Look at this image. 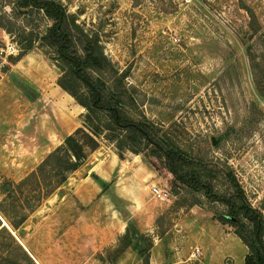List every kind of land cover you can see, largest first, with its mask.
Here are the masks:
<instances>
[{
  "label": "rangeland",
  "instance_id": "1",
  "mask_svg": "<svg viewBox=\"0 0 264 264\" xmlns=\"http://www.w3.org/2000/svg\"><path fill=\"white\" fill-rule=\"evenodd\" d=\"M36 1L63 8L71 44L62 57L49 39L54 21L40 7L0 0V208L12 221L25 218L26 229L46 212V199L18 185L64 141L48 134L59 144L42 149L39 116L49 118L54 105L65 124L82 110V126L86 111L69 93L88 101L89 89L68 59L88 57L82 73L141 131H105L96 151L121 157L126 168L147 166L169 198L139 190L141 211L153 218L147 231L128 220L127 236L101 255L65 249L63 264H241L237 234L251 246V262L263 260L264 0ZM59 85L69 93L50 95ZM1 226L0 264H30ZM217 239L228 250L216 253ZM54 256L40 264H58Z\"/></svg>",
  "mask_w": 264,
  "mask_h": 264
},
{
  "label": "crops",
  "instance_id": "2",
  "mask_svg": "<svg viewBox=\"0 0 264 264\" xmlns=\"http://www.w3.org/2000/svg\"><path fill=\"white\" fill-rule=\"evenodd\" d=\"M63 91L59 87L53 88L50 95L56 92L62 94ZM63 102L62 105L67 104V101ZM54 103L53 100L52 104ZM72 103L75 102L72 100ZM53 106L50 117L42 114L35 125L37 135L45 142L41 146L42 149L56 146L60 139L63 140L71 135L78 126L82 111L72 116L70 120L73 125L68 130L71 122L65 120L67 127L63 122H60L58 114L53 112ZM48 134L59 138V142L52 145ZM123 161L113 153L105 154L100 151L91 153L85 163L68 177L66 183L46 199V212L41 214L39 220L28 229H26L28 227V221H26V227L19 229L20 234H24V230H27L23 239L22 236L18 237L8 226L7 228L1 227L9 229L14 234L13 237L17 243L35 264L45 263L44 256L50 252L51 254L55 252V263L63 264L65 262L63 257L66 256L65 249L70 248L85 249L89 253H93V256L97 253L101 255L103 248L113 246L117 239L126 233L128 220L135 223L138 232L147 231L153 223L152 214L146 218L145 212L141 211L143 203L140 200L144 201V199L143 196L142 199L139 198L137 192L145 190L148 193L149 190L150 193L151 187L157 186L156 174L145 165L126 168ZM94 177L98 180H95ZM102 184L105 186L102 187ZM121 206L124 207L129 217L122 215ZM135 209H140V211L136 212ZM221 239H223V234ZM36 240L39 241V253L33 247V241ZM228 241L229 239H226L225 243ZM231 241L232 247L244 249L241 262L244 264L247 254L246 246L237 237H233ZM218 243L217 239L216 253L219 248L228 250V247L223 248L224 245ZM224 253L226 256H231V252L225 251ZM220 258L223 260V255ZM170 260L167 259L164 264H175ZM211 260L214 262L210 258L207 264H211Z\"/></svg>",
  "mask_w": 264,
  "mask_h": 264
},
{
  "label": "trees",
  "instance_id": "3",
  "mask_svg": "<svg viewBox=\"0 0 264 264\" xmlns=\"http://www.w3.org/2000/svg\"><path fill=\"white\" fill-rule=\"evenodd\" d=\"M32 4L34 7H40L43 12L54 21V26L49 31V39L56 45V49L65 57L64 49L71 44L70 35L65 29L66 13L60 6L53 5L50 2L37 3L36 0H24ZM62 41H65L63 43ZM29 49V48H28ZM27 49V50H28ZM66 58V57H65ZM74 67V72L77 78L81 79L83 83L89 89L90 98L88 101L79 99L74 94L67 92L62 86L65 92L69 93L77 102L79 106L85 109L86 113L83 115L82 126L76 129L71 135L64 138L63 143L53 150L46 158L36 167V169L26 176L18 185V188L26 187L30 194H39L41 199H47L53 194L60 186L66 183L68 177L79 169L86 161L90 153L96 151L100 145V139L106 138L105 131L122 130L124 128L131 129L133 131H140L139 125L131 120L123 121L119 109L116 105H112L106 101L105 97L108 93L100 91L96 88L89 79L82 73V66H90L89 59L87 61H79L76 59H68ZM90 68V67H88ZM122 93L125 95L126 91L123 87ZM119 91H117V94ZM110 94V93H109ZM120 95V93H119ZM120 98V97H119ZM144 132V131H143ZM143 137L148 139V135L143 133ZM167 159L173 160V156L170 152L165 153ZM121 159V157H118ZM170 173L177 177V171L175 167H170ZM95 180H98L94 177ZM105 185L102 184V187ZM174 191L171 190V193ZM252 212V211H251ZM254 212V213H253ZM253 218L256 221V227L254 233L259 234L260 228L258 227L257 220L259 215L253 211ZM122 214H125L121 211ZM0 214L5 219L4 221L8 227L19 237L20 227L25 223L26 219L23 218L19 222L12 221L8 213L0 208ZM128 227L130 223L128 222ZM128 227L127 231L128 232ZM7 231L6 228H3ZM10 238L14 241L15 246L24 253L26 259L30 264L35 262L25 253L21 246L17 243L15 238L8 233ZM127 234L124 235V237ZM238 238L243 244L252 251L250 245H248L240 235ZM129 245V244H127ZM126 246L125 248H127ZM124 250H122L123 252ZM142 254V253H141ZM263 260L256 262V264H264V251H262ZM244 264H255L250 260V255L245 256Z\"/></svg>",
  "mask_w": 264,
  "mask_h": 264
},
{
  "label": "built area",
  "instance_id": "4",
  "mask_svg": "<svg viewBox=\"0 0 264 264\" xmlns=\"http://www.w3.org/2000/svg\"><path fill=\"white\" fill-rule=\"evenodd\" d=\"M8 50H12L14 49V47L12 45H10L8 48ZM2 54V52H0V55ZM150 195L153 199L159 200V201H166L169 198V193L168 191L161 187V186H153L150 189ZM196 253H199V249H195Z\"/></svg>",
  "mask_w": 264,
  "mask_h": 264
},
{
  "label": "water",
  "instance_id": "5",
  "mask_svg": "<svg viewBox=\"0 0 264 264\" xmlns=\"http://www.w3.org/2000/svg\"><path fill=\"white\" fill-rule=\"evenodd\" d=\"M0 222L2 223V225H3V221L0 219ZM7 228V227H6ZM10 233H11V231L9 230V229H7ZM12 234V233H11ZM12 236H14V234H12ZM143 249V246L142 245H139L138 247H137V250L138 251H141Z\"/></svg>",
  "mask_w": 264,
  "mask_h": 264
},
{
  "label": "bare ground",
  "instance_id": "6",
  "mask_svg": "<svg viewBox=\"0 0 264 264\" xmlns=\"http://www.w3.org/2000/svg\"><path fill=\"white\" fill-rule=\"evenodd\" d=\"M1 219V218H0ZM2 220V219H1ZM3 221V220H2ZM3 225H5V227H7L6 223L3 221Z\"/></svg>",
  "mask_w": 264,
  "mask_h": 264
}]
</instances>
